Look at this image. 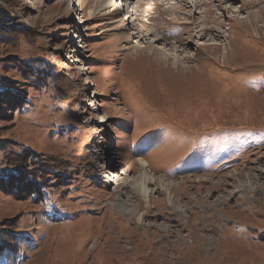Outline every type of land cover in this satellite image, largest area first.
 Listing matches in <instances>:
<instances>
[{"label":"rangeland","instance_id":"1","mask_svg":"<svg viewBox=\"0 0 264 264\" xmlns=\"http://www.w3.org/2000/svg\"><path fill=\"white\" fill-rule=\"evenodd\" d=\"M76 1L0 0V264H264V0Z\"/></svg>","mask_w":264,"mask_h":264},{"label":"bare ground","instance_id":"2","mask_svg":"<svg viewBox=\"0 0 264 264\" xmlns=\"http://www.w3.org/2000/svg\"><path fill=\"white\" fill-rule=\"evenodd\" d=\"M81 0H77L76 3H79V6L81 5ZM108 3H111V0H108L107 1ZM106 5V3H105ZM108 6V5H107ZM125 9V8H124ZM122 11H124L122 9ZM128 14L127 13H124L123 17H125L126 19L128 18ZM118 25H120V23H118ZM120 28V26L118 27ZM137 59V58H136ZM140 168L138 169V173L137 175L134 177L133 181L131 182H118V177L116 174H114L113 172H110L111 174V179L109 180V182L112 184H115L117 186V188H119V190H117L116 192H114L113 195H111V198L112 200L114 201V204H116L117 206V209H118V212H119V217H116L118 219L120 218H126L127 219L129 218L130 220H134L135 219V213H139L141 211L142 206H143V203L146 201L147 203H151V196L149 195V189L150 187H155L157 186L158 184L159 185H162L161 181H162V176L161 177H158L157 178V181H154L152 182L151 180L148 179L147 175H146V172L145 170H149V165L141 160L140 161ZM105 173V172H104ZM252 178L251 176H248V178ZM249 178V179H250ZM177 188L181 189L182 188V185H180L178 183L177 185ZM176 188V189H177ZM238 188V187H237ZM178 191V190H176ZM244 191V190H241V192ZM163 191H161L162 193ZM164 192L166 193L167 196H170L172 193H173V187H170L168 186ZM237 194V193H236ZM117 195V196H116ZM175 195V194H174ZM175 201H173V204L174 207L176 204H179L180 201L182 200H186L187 203L190 205L192 203V200L190 198H188V196H184L180 193H177L175 195ZM133 202H135L136 204H133ZM172 203V202H170ZM144 207V206H143ZM126 209H129L130 212L129 213H125L124 210ZM185 210H175V214L177 215V217L181 220L182 218V215L183 213H189V214H192L191 212H193V209L192 208H184ZM142 212V211H141ZM112 214V212H110ZM110 214V215H111ZM121 216V217H120ZM139 218V217H138ZM154 219V220H163V221H166V222H175L176 221V218H174L171 214V212H168V211H158V212H151L148 208L145 210L144 213L140 214V218L137 220V227H141L142 226V223H141V220L142 219ZM117 219V220H118ZM175 219V220H174ZM119 221V220H118ZM125 224V223H124ZM123 224V225H124ZM120 225V223H119ZM127 225V223H126ZM125 225V226H126ZM158 225V224H157ZM163 224H159V226H155V223L154 225H152L150 228H148V230L151 231L150 235L147 233L146 231V234H148L149 236V239H154L155 237H161V234L163 233V229H162V226ZM120 227V226H119ZM136 227V226H134ZM134 229V228H133ZM136 229V228H135ZM204 229V228H203ZM206 229V228H205ZM147 230V229H146ZM211 230V229H210ZM137 231V230H136ZM168 231H165V233H167ZM218 234V233H217ZM147 236V235H146ZM148 240V239H147ZM156 241V240H155ZM154 243V241H151V243ZM192 242V241H191ZM149 242V244H151ZM147 246V245H146ZM151 246V245H149ZM149 248V247H148ZM150 249V248H149ZM148 249V250H149ZM194 248H191V251L193 250ZM157 251V250H156ZM154 252V251H153ZM152 254V253H151ZM154 254V253H153ZM155 254H157L155 252ZM159 258V257H158Z\"/></svg>","mask_w":264,"mask_h":264}]
</instances>
